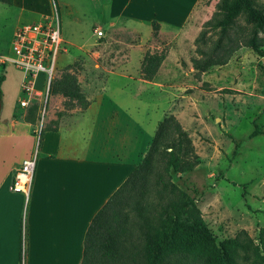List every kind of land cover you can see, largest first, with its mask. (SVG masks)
Returning <instances> with one entry per match:
<instances>
[{"label":"rangeland","instance_id":"rangeland-1","mask_svg":"<svg viewBox=\"0 0 264 264\" xmlns=\"http://www.w3.org/2000/svg\"><path fill=\"white\" fill-rule=\"evenodd\" d=\"M218 1L197 0L186 23L178 26L156 22V28L152 27V21L135 19L108 23L107 8L101 5L106 0L0 3V54H8L12 34L18 26L31 22L33 12L52 10L54 2L62 39L56 55L55 75L58 77L64 71L76 78L74 106L65 108L63 94L49 93L42 131L38 139L35 133L31 152L36 150L38 155L46 131H55L60 124L79 118L84 105L86 110L98 96L116 98L122 103L115 107L123 108L136 105L130 99L133 94L138 97L137 106L150 110L145 116L139 115L146 131L139 128V137L147 138L146 133L154 135L157 122L173 115L192 141L198 159L196 166L182 174L170 171L163 175L164 180L194 197L216 242L241 231L256 242L259 229L264 228V30L250 35V25L239 16L229 33L231 41L224 49L211 50L218 37L216 31H208L204 43L196 42L203 23L211 18ZM255 4L264 10V0H255ZM96 29L103 36L97 37ZM250 38L262 45L263 56L244 46ZM232 50L225 65L209 67L202 73L192 67V58L206 57L210 63L224 59ZM160 51L165 57L156 74L149 83L142 81L140 65L144 54ZM4 74L0 88V130L5 128V120L13 117L14 110L20 108L18 100L22 98V72L6 65ZM42 79L43 76L38 75L36 89ZM105 106L114 107L113 104ZM118 111L115 110L117 117L104 121L106 128L100 130L91 129L90 121L85 119V145L95 146V152L88 154L107 155L109 153L102 148L107 147L108 138H122L126 143L129 133L135 135L124 129L123 114ZM99 112L100 116L109 114L108 109ZM31 113L24 118L35 124L33 130L36 131L40 126L38 111L31 110ZM254 122L261 134L250 137ZM17 128L29 129L24 124ZM74 133L81 140L80 130L59 129L63 139ZM48 135V139L56 138L51 132ZM125 156H131L130 152ZM150 182L153 183L152 177ZM145 198L155 202L154 189L149 188ZM123 214L127 223L135 225L131 241L138 251L142 244L140 222L131 204L124 208ZM133 264H142L139 255L134 256Z\"/></svg>","mask_w":264,"mask_h":264},{"label":"crops","instance_id":"crops-1","mask_svg":"<svg viewBox=\"0 0 264 264\" xmlns=\"http://www.w3.org/2000/svg\"><path fill=\"white\" fill-rule=\"evenodd\" d=\"M196 3L197 0H106L101 5L107 8L110 24L135 19L179 26L191 17ZM44 12L47 11L33 12L29 23ZM132 95L130 99L136 105L123 108L115 107L122 103L116 98L98 96L86 110L84 105L79 118L60 124L55 131H46L26 204L21 194L10 191V184L15 169L32 153L31 132L35 124L25 120L26 109L22 108L15 109L13 117L5 120L6 126L0 130V264H21L22 220L24 264H80L84 235L91 219L135 169L153 136L147 133L148 139L138 136L139 128L146 132L139 115L145 116L150 110L137 106L138 97ZM100 109H108L109 114L100 116ZM115 110L123 114L124 129L135 135L129 133L126 143L122 138H108L107 147L102 150L110 156L88 154L95 152V146L85 145V119L90 121L91 129L100 130L106 128L104 121L117 117ZM19 124L29 129L20 130ZM74 128L82 133L81 140L75 133L64 139L59 136V129L72 132ZM50 132L56 138L48 139ZM129 152L131 156H125Z\"/></svg>","mask_w":264,"mask_h":264},{"label":"trees","instance_id":"trees-1","mask_svg":"<svg viewBox=\"0 0 264 264\" xmlns=\"http://www.w3.org/2000/svg\"><path fill=\"white\" fill-rule=\"evenodd\" d=\"M0 3L12 5L13 0H0ZM239 16L250 25V35L264 30V10L256 6L255 0H219L195 41L204 43L207 32L216 31L218 37L211 50L224 49L231 41L229 33ZM157 26L152 23V27ZM244 46L263 56L262 45L254 38L247 39ZM197 52L204 54L200 49ZM232 52L228 51L224 59L210 63L206 57L192 58V67L202 73L209 67L225 65ZM164 57L162 51L146 52L140 65L141 78L151 81ZM4 80L3 71L0 88ZM75 88L74 75L62 71L51 80L49 93L63 94L66 98L64 107L71 109ZM31 110H38L37 105L26 109V114L32 115ZM258 134L261 132L254 122L250 137ZM197 163L192 141L178 120L173 115L164 116L157 123L149 146L135 169L91 219L84 235L80 264H133L136 255L140 256L142 264H264V228L259 229L256 242L244 231L216 242L194 197L163 178L170 171L174 174L190 172ZM149 188L154 189L155 202L145 198ZM129 204L140 222L142 244L138 251L131 241L135 225L127 223L123 214Z\"/></svg>","mask_w":264,"mask_h":264},{"label":"built area","instance_id":"built-area-1","mask_svg":"<svg viewBox=\"0 0 264 264\" xmlns=\"http://www.w3.org/2000/svg\"><path fill=\"white\" fill-rule=\"evenodd\" d=\"M95 33L97 37L103 36L98 29L95 30ZM61 43L59 19L53 2L52 10L40 14L35 22L23 23L18 26L12 34L8 54H0V73L4 71L6 65H10L23 74L20 86L22 98L18 100V107L22 109H28L32 105L38 107L40 126L36 131L34 130L37 139L42 131L43 119L46 115L50 83L56 77V55ZM38 75H42L43 79L39 89H36ZM36 160L35 150L29 157L22 160L12 176L10 191L21 194L24 204L28 201ZM24 251V221L22 220V261Z\"/></svg>","mask_w":264,"mask_h":264},{"label":"water","instance_id":"water-1","mask_svg":"<svg viewBox=\"0 0 264 264\" xmlns=\"http://www.w3.org/2000/svg\"><path fill=\"white\" fill-rule=\"evenodd\" d=\"M0 109H1V103H0Z\"/></svg>","mask_w":264,"mask_h":264}]
</instances>
